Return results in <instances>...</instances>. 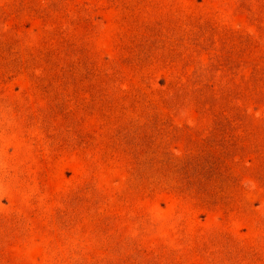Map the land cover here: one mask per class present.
Masks as SVG:
<instances>
[{"label":"rangeland","instance_id":"obj_1","mask_svg":"<svg viewBox=\"0 0 264 264\" xmlns=\"http://www.w3.org/2000/svg\"><path fill=\"white\" fill-rule=\"evenodd\" d=\"M0 264H264V0H0Z\"/></svg>","mask_w":264,"mask_h":264}]
</instances>
